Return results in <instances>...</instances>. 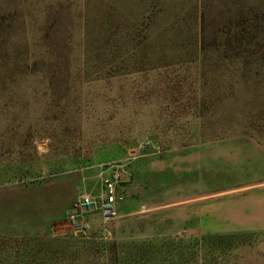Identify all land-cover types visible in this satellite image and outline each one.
Here are the masks:
<instances>
[{
  "label": "rangeland",
  "instance_id": "374dc122",
  "mask_svg": "<svg viewBox=\"0 0 264 264\" xmlns=\"http://www.w3.org/2000/svg\"><path fill=\"white\" fill-rule=\"evenodd\" d=\"M262 184L264 0H0V264H264Z\"/></svg>",
  "mask_w": 264,
  "mask_h": 264
},
{
  "label": "built area",
  "instance_id": "2783aa9c",
  "mask_svg": "<svg viewBox=\"0 0 264 264\" xmlns=\"http://www.w3.org/2000/svg\"><path fill=\"white\" fill-rule=\"evenodd\" d=\"M121 178L122 172L119 170L108 174L106 170L101 169L100 180L103 191L100 197H93L90 194L80 196L68 215L67 221L75 236L89 239L92 235L88 216L93 211H99L103 228L108 232L110 224L119 216L118 204L125 199L124 194L119 192Z\"/></svg>",
  "mask_w": 264,
  "mask_h": 264
},
{
  "label": "crops",
  "instance_id": "0c3cea01",
  "mask_svg": "<svg viewBox=\"0 0 264 264\" xmlns=\"http://www.w3.org/2000/svg\"><path fill=\"white\" fill-rule=\"evenodd\" d=\"M264 185V184H262ZM258 186H248L246 188H241V191H249L248 193H253V191H257ZM251 201H252V208L249 209V211L244 215V212H242V218H241V224L239 220V226L237 228V232L240 233H250V232H264V205L262 203V200H260V207L257 209L255 207V195L251 196ZM118 204V209H119ZM238 216L241 217L240 215V208H239V213Z\"/></svg>",
  "mask_w": 264,
  "mask_h": 264
}]
</instances>
